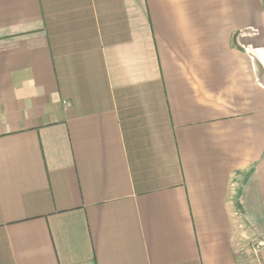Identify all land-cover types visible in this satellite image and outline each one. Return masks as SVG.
<instances>
[{
    "label": "crops",
    "instance_id": "crops-1",
    "mask_svg": "<svg viewBox=\"0 0 264 264\" xmlns=\"http://www.w3.org/2000/svg\"><path fill=\"white\" fill-rule=\"evenodd\" d=\"M264 260V0H0V264Z\"/></svg>",
    "mask_w": 264,
    "mask_h": 264
},
{
    "label": "built area",
    "instance_id": "built-area-1",
    "mask_svg": "<svg viewBox=\"0 0 264 264\" xmlns=\"http://www.w3.org/2000/svg\"><path fill=\"white\" fill-rule=\"evenodd\" d=\"M261 253H262L261 244L255 243L252 246V251H251V255L253 256V258L256 261L255 264H264V260L261 259Z\"/></svg>",
    "mask_w": 264,
    "mask_h": 264
}]
</instances>
